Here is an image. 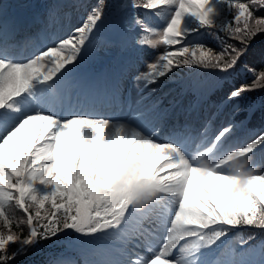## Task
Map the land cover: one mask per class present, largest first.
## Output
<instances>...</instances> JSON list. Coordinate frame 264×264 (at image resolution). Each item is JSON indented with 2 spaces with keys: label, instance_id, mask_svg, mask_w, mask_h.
<instances>
[{
  "label": "snow or ice",
  "instance_id": "obj_1",
  "mask_svg": "<svg viewBox=\"0 0 264 264\" xmlns=\"http://www.w3.org/2000/svg\"><path fill=\"white\" fill-rule=\"evenodd\" d=\"M117 8L115 28L126 44L163 46L133 77L141 91L154 93L151 86L180 67L211 69L220 74L209 86L222 96L217 110L230 106L233 119L210 138L201 125L203 133L185 126L160 141L155 105L134 114L149 131L128 120L49 110L69 91L78 105L119 99V77L103 93L74 79L111 19L108 0H96L79 26L27 60L0 49V264H22L44 241L70 233L85 251L121 242L116 258L84 264H264V246L259 262L248 258L254 246L233 251L238 259L216 255L218 242L235 229L264 232V170L255 165L264 132L225 147L249 94L264 91V52L258 65L248 61L264 34V0H122ZM204 36L215 46L199 39ZM238 70L250 82L229 83ZM157 222L165 225L162 242L142 243L154 237ZM255 237L254 231L240 244Z\"/></svg>",
  "mask_w": 264,
  "mask_h": 264
},
{
  "label": "rangeland",
  "instance_id": "obj_2",
  "mask_svg": "<svg viewBox=\"0 0 264 264\" xmlns=\"http://www.w3.org/2000/svg\"><path fill=\"white\" fill-rule=\"evenodd\" d=\"M3 1H4V3H3ZM58 1L59 0H56V2H58ZM121 2H122V0H108V3L110 5L111 17L116 18L120 14L119 10L117 8V5L120 4ZM0 9L4 11L0 14V20L7 18V16L5 14H8L9 17L14 16L16 11H18L20 9H27L29 12H32L33 16L35 17V16H37V13L35 10H37V11L40 10V3L38 2V0H0ZM89 10H90V8L88 9V11ZM22 16H24V15H22ZM82 22H83V20H80V24ZM111 25H112V19H110V21L105 24L103 30L104 29L109 30L111 28ZM2 35H5V34L2 33ZM120 43L123 46V48H124V46H126V48H128V49H130L132 47L131 44L127 45L128 43L126 44L125 42H123V43L120 42ZM117 47H118V43H113L110 40H102L100 38H97V40L94 41L93 53L79 65V68L80 69L88 68L91 66L92 62H96L98 64L97 59L100 56H113L114 57L116 55V52H117ZM135 50H137L140 54L138 55L139 57L130 58L131 64L137 63V64H140V66H142L143 65L142 60H144V61L151 60V59H154L155 56L157 55L156 51L151 49V48L143 47V48H140V49L138 48ZM94 54H97V55H94ZM126 58H124V59H126ZM178 77H179V79L181 78V76H178ZM218 79H220V74L217 72H212V74L209 76L208 79L203 78L200 80H195V81H197V83H196L197 85L206 88L201 92V95H200L201 99L208 97L209 92H210L209 86L215 84ZM171 84H172L171 82L166 81L164 78H162L160 80V82L153 85V87L157 88L158 90H160V89L169 90V92L171 93L173 90L172 89L173 85H171ZM188 87L193 88L194 85L188 86ZM170 93H168V94H170ZM180 94L183 95L184 93L180 92ZM168 96H166L165 98H167ZM50 110H52V108ZM169 110H173V105H170ZM132 125L137 126V127L141 126L137 120H133ZM242 145H239V146H242ZM155 227H156V229H159L160 227H162V229L165 230V225L160 226L159 224H156ZM246 229H248V231L251 233L254 231L256 233L261 232L258 229H250V228H246ZM238 230H240V228L233 230L231 232V235L237 233ZM238 239L241 240V237H239ZM72 241H73V235L71 233H70V238L64 237V236H61V238L59 240L54 238V239L45 241L44 244H41L40 247L36 251L33 252V254L37 255V254H39L40 251H45V250H49V249L53 248L52 252L54 254V257H56L58 255H62L64 253H75V252H77V254H82L86 259H88L90 257V255H92L94 247L97 246V245H93L85 251V250H82L79 246L75 245ZM51 242H52V245H48ZM148 242H150V241H148ZM153 246L158 247L159 246L158 242H155V244H153ZM235 246L237 247V246H239V244H236ZM248 246H254L256 249V254L252 255L251 257H248V258H250L254 261L256 259H258L257 262H259L262 259V258H259V256H258L259 249L261 248V246H264V244L262 245L261 241H258L254 245L252 243H248V245H244V246L241 245L242 249L240 252H242L244 250V248H247ZM98 247L103 248V249H102V251L100 249L94 250L98 255L95 256L96 258H92L91 259L92 261H94V260L100 261L103 259L116 258L115 249L122 247V245H121V242L119 240L113 239V240L101 242ZM129 248H131V245H129ZM143 250H144V248H143ZM103 252H108V253L103 254ZM219 252L220 251H218L216 254H218ZM231 258L238 259L239 257H232V255L230 253V254L222 256L221 260H228Z\"/></svg>",
  "mask_w": 264,
  "mask_h": 264
},
{
  "label": "trees",
  "instance_id": "obj_3",
  "mask_svg": "<svg viewBox=\"0 0 264 264\" xmlns=\"http://www.w3.org/2000/svg\"><path fill=\"white\" fill-rule=\"evenodd\" d=\"M60 1V0H59ZM64 1V0H61ZM94 3L96 2V0H91ZM47 2H49L50 4H54L56 3V0H47ZM242 2H247V0H242ZM48 3V4H49ZM264 14V13H261ZM199 39H203L205 42H207L209 44V46H215L214 41L207 36L204 37H200ZM255 51V52H260L258 53L259 56H261V53L264 52V34H261L259 36L256 37V39L254 40L252 47L250 48L249 52L250 55L248 57V61H250L251 59V53ZM255 64H259V61L256 62ZM199 70H203V73L205 74H209L210 72H215L211 69H205L202 68L200 66H196V65H192V66H184V67H180L174 70V73L170 74L168 76V78H171L173 80H177L179 77L181 76V78H186L189 77L193 74H195L196 72H198ZM251 80V75L244 73L240 70L237 71L236 74H234L233 80H230L229 83H239L241 81H247L250 82ZM211 101L213 102H217L220 101L222 96L220 93H213L211 92ZM230 112H231V119H233V115H232V110L231 107H227ZM235 121H241L242 123L247 124V126L252 125V128H262L264 127V91H257V92H253L249 94V98L247 101L244 102V110L243 112H241L239 115H237L235 117ZM95 249H100L102 251V248L99 247H94ZM93 250L92 253L97 254L95 251ZM105 252H103L104 254ZM39 254H33L30 253L28 256L21 258L22 259V264H47L44 262H40V260H33L31 258H38ZM65 257V258H64ZM94 257V256H92ZM62 258V259H61ZM96 258V257H94ZM69 259H72L73 261H70ZM66 261V262H75V264H84L82 262V260L78 257L74 258L73 256H71L69 253H64L62 255H60V257L54 261ZM50 264V263H49Z\"/></svg>",
  "mask_w": 264,
  "mask_h": 264
}]
</instances>
